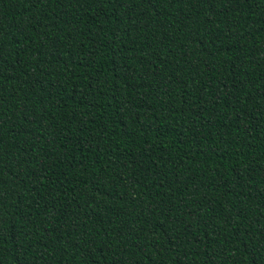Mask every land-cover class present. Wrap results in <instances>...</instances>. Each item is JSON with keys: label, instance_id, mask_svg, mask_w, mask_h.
Wrapping results in <instances>:
<instances>
[{"label": "trees", "instance_id": "1", "mask_svg": "<svg viewBox=\"0 0 264 264\" xmlns=\"http://www.w3.org/2000/svg\"><path fill=\"white\" fill-rule=\"evenodd\" d=\"M0 264H264V0H0Z\"/></svg>", "mask_w": 264, "mask_h": 264}]
</instances>
